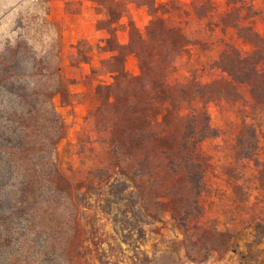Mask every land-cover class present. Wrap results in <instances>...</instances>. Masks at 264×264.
Masks as SVG:
<instances>
[{"label": "rangeland", "instance_id": "374dc122", "mask_svg": "<svg viewBox=\"0 0 264 264\" xmlns=\"http://www.w3.org/2000/svg\"><path fill=\"white\" fill-rule=\"evenodd\" d=\"M245 27L264 35V0H0V146H20L9 150L18 181L34 167L45 185L51 173L73 191L108 165L114 145L120 156L139 148L147 126L151 152H175L193 108L205 107L217 132L200 145L203 213L188 223L172 214L179 198L146 180L128 179L125 194L138 192L145 216L127 203L103 210L105 180L76 206L40 193L36 225L59 232L46 243L63 264H264V97L217 67L230 48L252 53ZM193 79L219 82L223 95L180 104L186 93L175 88ZM107 99L114 118L97 116ZM126 220L143 235L123 232Z\"/></svg>", "mask_w": 264, "mask_h": 264}, {"label": "trees", "instance_id": "16d2710c", "mask_svg": "<svg viewBox=\"0 0 264 264\" xmlns=\"http://www.w3.org/2000/svg\"><path fill=\"white\" fill-rule=\"evenodd\" d=\"M244 30L241 36L252 45V53L243 56L237 49L230 48L220 56L217 67L227 73L234 82L249 84L251 92L257 98H263L264 35L254 32L250 27H245ZM142 38L140 36V38L132 39L131 44L136 42L139 44ZM151 40L163 42L161 38L154 35L151 36ZM147 69L150 70L148 73L151 75L157 74L156 68L153 69L147 65L144 66V73ZM140 78L136 76L133 80L138 81ZM218 83L203 85L193 79L188 83L189 88L176 87L175 91L182 90L186 93L180 104L189 105L193 100H201L206 105L213 101L215 96L223 95L221 89H218L220 88ZM210 85L214 88L213 92L207 91L211 89ZM155 94H158V90ZM103 104L97 116L103 117V114L107 113L110 118H114L117 108L115 101L107 99ZM182 124L184 131L181 134L179 148L175 152L162 150L159 156L154 154L156 151L151 152L155 138L153 133L148 132L149 126H147V129L139 130L136 135L137 140L142 144L139 148L120 156L114 145L112 159L108 165L93 171L82 186L73 188V191L60 187L63 177L58 175L54 178L51 177L54 176L51 173L46 179L48 185H45L42 179L34 177L31 172L35 170L34 167L27 170L30 176H23L22 180L18 181L16 167L9 150L14 147L20 148V146H0V264H63L59 259L62 258L60 254L64 252L59 253L53 247L47 246L49 240L54 239V236L56 238L59 232L53 230L47 233L36 225L40 214L37 198L41 197L40 193L43 191L49 193L47 197L49 202L55 204L61 198L67 205L76 206V199L85 197L84 188L88 189V185L90 187L96 180L98 182L105 180L108 198L106 205H101L103 210L116 213L115 210L118 209L119 204L127 203L131 208L138 207V216H145L141 208L142 199L138 192L130 191L129 195L125 194L131 188L128 179L146 180L151 189L163 191L162 198L167 200L179 198L177 201L179 203L172 209L175 220L188 223L192 219L201 217L203 211L199 197L205 186L207 159L201 153L200 145L204 140L216 136L217 132L210 124V116L205 107L198 110L191 109L187 117L182 119ZM115 156L116 159L113 160ZM173 176L184 177L185 184L178 187L173 182ZM33 195L35 202L31 198ZM46 211L54 213V208L49 206ZM49 215L53 217L52 214ZM121 224H123L122 231L128 230V235L135 234L136 237H141L144 233L142 227L131 229L129 226L132 221H122ZM56 227L58 228L57 225ZM123 237L126 238V236Z\"/></svg>", "mask_w": 264, "mask_h": 264}]
</instances>
